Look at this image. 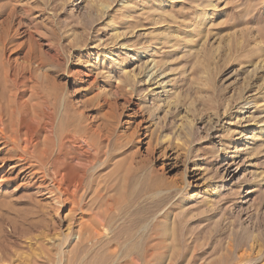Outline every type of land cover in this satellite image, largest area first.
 Returning a JSON list of instances; mask_svg holds the SVG:
<instances>
[{
    "label": "bare ground",
    "instance_id": "1",
    "mask_svg": "<svg viewBox=\"0 0 264 264\" xmlns=\"http://www.w3.org/2000/svg\"><path fill=\"white\" fill-rule=\"evenodd\" d=\"M101 3L90 5L103 13L110 5ZM7 29L9 27L0 30V158L6 161L0 167V178L3 179L0 186L8 192L7 198H14L21 191L34 206L33 211H29L33 217L28 225L50 236L33 264H215L206 261L210 259V255L206 257L209 251L216 257L219 255L220 262L226 258L222 264H264V238L259 234L238 236L235 232L229 233L228 227H221L222 220L211 218L201 220L200 224L204 225L198 231H192L189 228L193 224L188 227L192 221L183 215L177 216L176 211L180 210L177 202L159 201L158 194L185 189L188 183L186 179V182L166 181L168 183L163 184L165 171L172 170L169 163L173 142L167 135L155 136L140 106L133 113L131 126L134 124V129L130 123L124 129L118 120L119 115L130 111L128 108L133 105L130 97L140 90L142 84L144 88H141L140 95L151 97L154 103L149 107L150 112L156 107L155 113L159 109H167L166 113L163 111L165 115L180 113L176 116L181 123L176 127L182 130L187 125L189 133L192 132L191 110L188 106L185 113L182 111L186 115L179 112L182 106L180 84L173 79V72L180 69L176 67L180 60L175 64L176 59L170 53L173 51H167L166 55L161 52L162 48L175 47L174 38L156 43V48L151 47L152 39L141 40L140 44L131 42L128 46V39L125 40V36L122 39L124 34L115 28L120 47L115 54H105L104 51L102 56L110 59L109 64L117 66L122 78L117 77L119 82L112 84L109 91L101 89L96 78L91 81L92 76L77 73L75 82L89 83L88 89L85 87L86 93H82L75 83L73 96H70L57 86L45 88L43 81L48 78L47 71L44 73L46 64L37 52H33L35 49L25 48L27 43L25 46L23 40L22 44L14 43L18 40L17 35ZM249 34L256 43H263L261 30L253 29ZM137 46V50H132ZM245 47L242 50L248 56V64L253 66V73H262V77L259 75L262 83L256 84V94H251L253 90L248 89L249 84L248 88L243 85L240 92L243 93V103L254 105L253 109L259 104L260 96L264 97V49ZM124 48L132 55L119 54ZM202 54L204 61L209 63V54ZM197 56L199 58L200 53ZM132 60L137 65L133 69L129 67ZM78 97L80 101L76 102ZM118 100L123 104L121 109ZM246 120L244 116L240 121ZM143 132L145 137L141 139ZM253 138L255 135L251 134L249 140ZM161 144L167 145L163 147ZM138 146L145 148L143 158L136 151ZM143 178H148L147 182L151 183L140 185ZM1 220L0 244L6 238ZM24 225H15L12 230H23Z\"/></svg>",
    "mask_w": 264,
    "mask_h": 264
},
{
    "label": "rangeland",
    "instance_id": "2",
    "mask_svg": "<svg viewBox=\"0 0 264 264\" xmlns=\"http://www.w3.org/2000/svg\"><path fill=\"white\" fill-rule=\"evenodd\" d=\"M96 2L109 4L110 7L100 13L90 5ZM0 20V30L9 27L7 30L17 35L18 40L14 43L22 44L24 41V45L27 43L28 46L25 45V48L35 49L33 52H37L46 64L44 73L47 71L48 78L43 81L45 88L57 86L70 96H73L75 83L82 93H86L84 90L88 89L89 83L81 85L75 82L74 76L77 73L92 76L91 81L96 78L100 88L109 91L111 85L122 78V72L118 73L117 66L109 64L110 59L102 56L105 52L115 54L120 47L121 41L115 38V28L124 34L122 39L124 36L125 40L128 39V46L131 42L140 44L141 40L152 39L151 47L156 48V43L168 42L174 38L175 47L162 48L161 52L166 55L167 51H173L170 53L176 59L175 64L181 61L176 64L180 69L173 72V75H177L173 79H176L177 85H181L178 87L180 101L182 100L179 112L186 115L184 113L188 106V110H191L189 117L194 122L192 132L189 133L187 125L182 130L176 127L181 123L180 119L177 120L180 113L165 115L167 109H159L155 113L156 107L150 112L149 107L154 103L151 97L140 95L141 88H144L142 84L139 85L140 90L130 97L133 104L128 108L130 111L126 107L127 112L119 115L118 120L120 119L124 129L127 123L131 126L134 121L133 113L140 106L145 111L147 125H152L155 136L164 134L173 142L172 161L169 163L172 170L165 171L163 184L166 181L186 182V179L188 183L185 189H172L158 194L157 199L177 202L180 205V210L176 211L177 216L183 215L192 221L188 225L191 227L193 224L189 229L198 231L204 225L200 224L201 220L211 218L214 221L222 220L221 227H228L229 233L235 232L238 236L254 233L264 238V97L260 96L259 104L252 109L254 105H245L242 101L243 93H240L249 84L250 88H247L253 90L251 94H256V84L262 83L259 78L262 73H253V66L248 64V56L244 55L242 49L247 45L251 46L249 49L254 46L264 49V41L259 44L248 36L253 29L261 30L264 35V0H0ZM71 28L73 30H69ZM138 48L139 46L132 50ZM124 49L119 54L132 55ZM205 52L209 54L210 64L204 61L202 53ZM196 53H200L199 58ZM131 62L129 67L133 69L137 65L133 64L134 60ZM101 65H105L104 69ZM105 73L109 76L104 75ZM113 80L116 82L110 83ZM121 103L118 100L119 109L123 105ZM96 114L93 113V116ZM146 114L151 116V121ZM244 116L247 120L241 122ZM136 120L139 121L140 118ZM131 127L134 129L136 126L133 124ZM251 134L255 138L249 140ZM144 135L143 132L141 139ZM163 144L161 146L166 147L167 144ZM136 151L140 158L144 157V147L138 146ZM5 163L0 158V167ZM1 180L3 181L0 178V182ZM140 180V185L151 183L147 182L148 178ZM0 192V220L4 223L2 226L6 236H3L2 239L6 240H2L0 244V264H33L35 257L41 253V246L50 236L47 237L41 229H31L28 225L33 217L29 215V211H33L34 206L28 198L25 199L21 191L14 198H7L8 192L2 186ZM211 192H214L213 197ZM67 213L68 210L63 217ZM24 223L23 230H12L13 226ZM208 255L210 259L206 261L211 260L209 263L222 264L226 259L223 258L220 262V256L216 257L210 251L207 258Z\"/></svg>",
    "mask_w": 264,
    "mask_h": 264
}]
</instances>
